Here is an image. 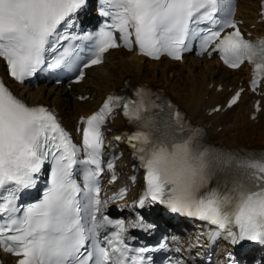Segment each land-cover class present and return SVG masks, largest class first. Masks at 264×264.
Returning a JSON list of instances; mask_svg holds the SVG:
<instances>
[{
    "label": "snow or ice",
    "instance_id": "obj_1",
    "mask_svg": "<svg viewBox=\"0 0 264 264\" xmlns=\"http://www.w3.org/2000/svg\"><path fill=\"white\" fill-rule=\"evenodd\" d=\"M87 3L0 0V58L9 75L23 82L45 64L49 53H56L50 68L70 67L79 48L75 41L92 42L91 57L83 65L91 67L102 63L110 49L120 47L138 48L153 59L166 54L180 60L188 50L186 41L199 37L201 52L210 48L219 52L229 68L251 63L253 91L264 78V39H245L232 18L234 0H100L101 15L111 23L84 36L70 33L75 14ZM225 29L233 31L222 35ZM81 79L83 72L77 82ZM240 96L237 92L229 106ZM135 97L109 95L97 112L81 118L86 125L81 158V147L53 111L26 104L0 79V216L6 217L0 223V250L18 257L16 264H144L142 255L129 257L124 221L97 217L102 204L101 127L116 108H122L137 129L127 142L145 170L140 207L145 201L159 202L174 213L217 226L212 237L223 230L233 245L245 241L264 245V155L238 156L212 149L201 142V130L186 123L173 105L157 103L145 88L137 89ZM256 107L259 111V102ZM46 164L51 170L43 199L18 206L19 193L37 184ZM107 167L113 169V162L108 161ZM218 171L230 175L223 190L209 187ZM109 227L115 231L108 233ZM102 231L107 234L101 236ZM228 260L235 264L231 253Z\"/></svg>",
    "mask_w": 264,
    "mask_h": 264
},
{
    "label": "bare ground",
    "instance_id": "obj_2",
    "mask_svg": "<svg viewBox=\"0 0 264 264\" xmlns=\"http://www.w3.org/2000/svg\"><path fill=\"white\" fill-rule=\"evenodd\" d=\"M260 0H241L242 11L245 21L256 19L259 11ZM250 8V9H249ZM223 73V82L232 84L237 72L225 71L215 62L196 61L191 58L184 59V63H171L168 61L143 62L131 53L116 51L107 55L104 65L92 68L88 72L86 80L71 91L65 88H54L42 86L38 89L17 86L18 92L31 102L45 101L55 105L63 117L64 123L71 127L77 120L81 111L94 109L103 98L110 93L119 92L122 88H136L144 83H149L154 89H163L167 96L179 103L180 108L185 111L196 124L207 121L210 123L214 118H207L210 104L221 101L226 93L213 96L211 102L204 100L205 92L209 85L216 81L213 75ZM245 72H243L244 74ZM214 91V90H213ZM89 94L93 100L80 103L77 100L79 95ZM235 108L231 112L223 114L220 123L214 125L209 133L208 141L220 145L227 151H236L244 148L253 151H264V112L260 114V121L254 124L245 119L243 109ZM223 125L224 130L218 132L219 126ZM112 131V132H111ZM110 139L118 147L127 153V137L132 133L130 127L121 118L108 128ZM120 136V140L115 137ZM124 170H130L132 160L124 161ZM210 188L223 190V179L218 176Z\"/></svg>",
    "mask_w": 264,
    "mask_h": 264
}]
</instances>
